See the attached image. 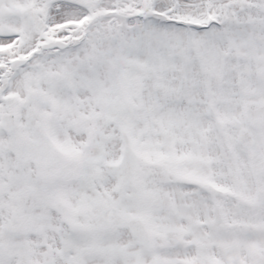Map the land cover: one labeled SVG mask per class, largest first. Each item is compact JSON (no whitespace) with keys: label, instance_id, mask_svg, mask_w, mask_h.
I'll return each mask as SVG.
<instances>
[{"label":"snow or ice","instance_id":"obj_1","mask_svg":"<svg viewBox=\"0 0 264 264\" xmlns=\"http://www.w3.org/2000/svg\"><path fill=\"white\" fill-rule=\"evenodd\" d=\"M0 264H264V0H0Z\"/></svg>","mask_w":264,"mask_h":264}]
</instances>
